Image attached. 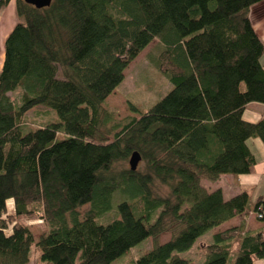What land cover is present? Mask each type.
I'll return each mask as SVG.
<instances>
[{
	"label": "trees",
	"instance_id": "obj_1",
	"mask_svg": "<svg viewBox=\"0 0 264 264\" xmlns=\"http://www.w3.org/2000/svg\"><path fill=\"white\" fill-rule=\"evenodd\" d=\"M263 1L14 0L20 21L0 64V264H28L32 248L37 264H113L145 240L127 264H189L180 254L196 244L202 264H264L262 231L211 234L247 213L248 192L225 199L201 185L252 173L247 142H264V116L243 118L264 104V44L249 16ZM155 39L148 59L172 88L147 111L128 101L138 118L116 121L104 103ZM133 152L144 171H112ZM253 211L264 221L263 197Z\"/></svg>",
	"mask_w": 264,
	"mask_h": 264
},
{
	"label": "rangeland",
	"instance_id": "obj_2",
	"mask_svg": "<svg viewBox=\"0 0 264 264\" xmlns=\"http://www.w3.org/2000/svg\"><path fill=\"white\" fill-rule=\"evenodd\" d=\"M8 7V6H7ZM5 11L0 13V59L3 57V44L6 34L17 24L20 19L16 15L15 2L10 4ZM159 45L158 39H155L149 44L129 65L124 72V80L119 87L106 99L104 107L108 110H112L115 114L113 119L116 121H124L130 117L138 118V115L131 112L128 107V101L134 104L140 111H147L157 101H159L168 91L171 90L172 84L168 79L160 74L150 63L148 56L151 52H154ZM263 60V58H262ZM1 64V60H0ZM11 99H19V93L10 94ZM244 120H249L248 113L243 117ZM34 112L28 114L29 124H34L36 121ZM112 137L108 139L111 140ZM129 168V162H121L113 166V172H119L123 169ZM137 169L144 171L145 162L140 159L137 165ZM208 183L204 182L206 186ZM153 191L156 195L165 196L168 194V188L154 182ZM8 213H12L14 210L13 200L8 199L6 202ZM88 205H85L79 209L80 213L83 214L87 209ZM31 231L34 241L36 242L40 235L44 231L43 222L40 220L31 221L28 226ZM171 237L170 232H165L158 236V243H164ZM209 234L203 237L201 241H208ZM151 246V241H143L134 248H132L128 254L122 256L113 264H127V260L132 258L136 259L140 257L145 250H148ZM198 244L193 246L187 252L181 253L180 256L189 259V264H202V254L200 253ZM232 257V255L230 256ZM28 264H37V253L32 248L30 253V261ZM230 264V262L228 263Z\"/></svg>",
	"mask_w": 264,
	"mask_h": 264
},
{
	"label": "crops",
	"instance_id": "obj_3",
	"mask_svg": "<svg viewBox=\"0 0 264 264\" xmlns=\"http://www.w3.org/2000/svg\"><path fill=\"white\" fill-rule=\"evenodd\" d=\"M10 4H14V0H11L8 7L10 6ZM5 10L6 9L4 8L1 11L3 12ZM249 16L254 30L264 44V1L253 5L250 8ZM0 60L2 61V59ZM247 113L250 117L248 121H259L264 116V104H248L244 111L243 117ZM247 144L256 161L252 173L246 175L223 174L215 182H208L205 180L201 181V185L208 192L214 191L216 189H221L225 199L233 197L241 191H247L249 196V210H247V213L245 215L239 214L235 216L219 227L213 229L211 231V234L231 228H236L242 224H244V230L249 229L250 231H262L264 233V221L259 220L253 211V207L257 199L259 197L264 198V142L258 137H253L248 140ZM204 182H207L208 184L205 186Z\"/></svg>",
	"mask_w": 264,
	"mask_h": 264
},
{
	"label": "water",
	"instance_id": "obj_4",
	"mask_svg": "<svg viewBox=\"0 0 264 264\" xmlns=\"http://www.w3.org/2000/svg\"><path fill=\"white\" fill-rule=\"evenodd\" d=\"M52 0H24L25 3L32 5L33 7L40 9L45 8L50 5ZM141 157L138 152H133L129 158V167L131 171L137 170L138 162Z\"/></svg>",
	"mask_w": 264,
	"mask_h": 264
}]
</instances>
